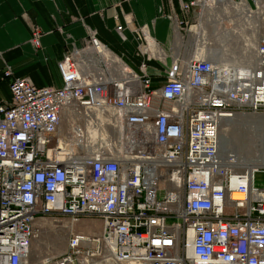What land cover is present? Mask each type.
Wrapping results in <instances>:
<instances>
[{"label":"built area","instance_id":"1","mask_svg":"<svg viewBox=\"0 0 264 264\" xmlns=\"http://www.w3.org/2000/svg\"><path fill=\"white\" fill-rule=\"evenodd\" d=\"M180 10L186 27L189 16L219 29V14L237 30L259 20L251 57L235 66L195 53L167 67L141 26L131 58L89 30L56 62L59 86L4 69L0 264H28L37 222L55 218L69 221L66 244L43 264H264V187L254 183L264 160L237 169L219 148L223 122L264 115V0H206L204 9L187 0ZM39 38L33 29L34 48ZM83 219L100 231L75 232Z\"/></svg>","mask_w":264,"mask_h":264},{"label":"crops","instance_id":"2","mask_svg":"<svg viewBox=\"0 0 264 264\" xmlns=\"http://www.w3.org/2000/svg\"><path fill=\"white\" fill-rule=\"evenodd\" d=\"M181 1L187 0H0V103L11 99L9 79L2 76L6 67L14 78H28L36 86H59L56 62L71 45L82 47L89 30L113 52L131 58L137 50L133 31L146 26L165 52L167 67L175 60L184 65L195 53L222 51L216 33L193 30L202 29L205 18L189 16V27L181 24ZM118 25L123 38L115 30ZM35 28L38 48L31 44Z\"/></svg>","mask_w":264,"mask_h":264},{"label":"rangeland","instance_id":"3","mask_svg":"<svg viewBox=\"0 0 264 264\" xmlns=\"http://www.w3.org/2000/svg\"><path fill=\"white\" fill-rule=\"evenodd\" d=\"M212 1V0H211ZM218 3V0H214ZM206 0H202L201 8L204 9ZM246 18V16H243ZM221 24L225 26L220 29L216 27L214 30L212 22L206 27L207 21L200 20L203 27H193L194 31L203 34L213 35L214 33L223 32L227 38L223 41V50L220 52L211 51L212 56L225 59L232 65L240 64L242 55L245 53L251 57L253 44L256 42L258 35L262 32V28L258 23L255 28L243 27L239 30L232 28L231 19H227L222 14L218 16ZM224 22V23H223ZM200 29V30H199ZM205 36V35H204ZM245 51V52H244ZM214 54V55H213ZM220 54V55H219ZM249 57V58H250ZM152 74L151 68L149 75ZM221 138L226 142L224 148L228 151L227 154L232 156L243 155L244 158L251 160L246 165L256 161L259 164L261 157L264 158V115H240L235 118L225 121L220 127ZM261 163V162H260ZM256 164V163H255ZM254 164V165H255ZM257 165V164H256ZM245 168L241 166L237 169ZM255 186L264 187V172L257 173L255 177ZM39 229L36 238L32 241L28 264H43L48 256L60 255L65 247L67 238V226L69 221L63 218H55V221L43 219L37 222ZM75 232L98 233L100 231V222L95 219H83L72 225ZM71 227V228H72Z\"/></svg>","mask_w":264,"mask_h":264},{"label":"bare ground","instance_id":"4","mask_svg":"<svg viewBox=\"0 0 264 264\" xmlns=\"http://www.w3.org/2000/svg\"><path fill=\"white\" fill-rule=\"evenodd\" d=\"M201 2H202V0H201ZM219 15H221V14H219ZM219 15H218V16H219ZM222 15H223V14H222ZM223 16L225 17L226 14H224ZM203 21H207V22H208L209 19H208V18H205V19H203ZM214 52H215V51H214ZM216 53H217V52H216ZM208 54H211V53H208ZM213 55H214V54H213ZM219 55H220V54H219ZM211 56H212V54H211ZM220 139H221V136H220ZM225 145H226V144L221 143V140H220L219 147H220V150H221V156H226V155H227V152H228V151L224 148ZM234 159H235V165H236L235 167H237V168H239V167H241V166H245V168H248V167L254 166L255 163L258 164V162L254 161V162H252V164H250V165H246L247 162H250L251 160L244 158L242 154L239 155V156H238V154H237L236 156H234ZM263 160H264L263 157H261L259 163L262 162ZM256 164H255V165H256ZM188 256H189V252H188Z\"/></svg>","mask_w":264,"mask_h":264},{"label":"water","instance_id":"5","mask_svg":"<svg viewBox=\"0 0 264 264\" xmlns=\"http://www.w3.org/2000/svg\"><path fill=\"white\" fill-rule=\"evenodd\" d=\"M220 140H221V143L226 144V142L224 143V140L222 138ZM219 144H220V142H219Z\"/></svg>","mask_w":264,"mask_h":264}]
</instances>
